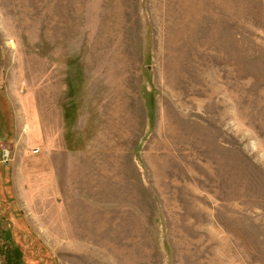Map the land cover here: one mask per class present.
I'll return each mask as SVG.
<instances>
[{"label":"rangeland","instance_id":"rangeland-1","mask_svg":"<svg viewBox=\"0 0 264 264\" xmlns=\"http://www.w3.org/2000/svg\"><path fill=\"white\" fill-rule=\"evenodd\" d=\"M59 143L73 226L30 183L67 173ZM15 250L264 264V0H0V264Z\"/></svg>","mask_w":264,"mask_h":264},{"label":"crops","instance_id":"crops-1","mask_svg":"<svg viewBox=\"0 0 264 264\" xmlns=\"http://www.w3.org/2000/svg\"><path fill=\"white\" fill-rule=\"evenodd\" d=\"M37 110H39V106H37ZM39 116H40V113L37 114L38 119H40ZM64 118H66V117H65L64 113H62V116L59 115L58 119H57L59 124H61V129H63ZM42 119H43V117H42ZM70 121L71 120L69 119L68 123ZM41 123H42V126L37 125V127L40 126V127H42V129H44L43 128L44 127V121L41 122ZM37 127H36V129L38 131L39 127L38 128ZM59 144L62 145L63 148L66 147L64 144H61V143H59ZM66 150L64 149V151H66L67 154L65 155V163H64V167H63V169L65 168L66 171H67L66 174H62L61 172L58 173L57 171H55V169H56L55 168L56 161L54 159L55 156L54 157L52 156V158H51V161H52L51 165H52L53 173L50 176H48V177L47 176H42L40 178L39 176H36V178H35V182L36 183L35 182H30L31 178L28 177L26 167L23 166V167H25V168H23L24 169L23 170L22 167L20 166L19 169H20V171L22 173V175H21L22 181H21V184H20V190H22V192H20V198L22 199L23 202L19 203V205H20L21 209H23L24 208L23 206H29V203L32 201V200H30L31 194L28 191V189H27V192H26V190H25L26 187L23 185V183H25L27 185V188H35V187L38 188L39 184L41 185V188H43L42 184L45 183V182H49V183H51V190H52V193H53V195L55 197V200H54L55 201V203H54L55 204V210L52 211V212H54V214H56L57 216H63L64 215L66 220L68 218V222L67 223L69 225L73 226V224H74L73 216H76V213H75V211L74 212L71 211L70 206H71L72 203L69 201V198L72 197V196H69V195H74L76 193L73 190H71L70 186H69L71 184L73 185V182H74V181L72 182V180H71V175H72L71 174V172H72L71 154H72V152H69L67 147H66ZM52 155H55V154H52ZM22 163L24 164L23 160H22ZM60 166H61V162H60ZM13 169H15V171H17L16 165H13V166L9 165V175H10L9 180L11 181V183H9V184H10L11 189L13 187H15V182H16V178L14 177V174H13ZM28 182L35 184V187L29 186ZM75 184H76V182H75ZM74 188H75V186H74ZM65 189H70V191H66ZM74 190L76 191V189H74ZM78 192L85 193V192H81V191H78ZM14 198H15V200L18 201L16 196ZM15 200L13 199V204H14ZM38 204L44 205L43 199H41V197H37V205ZM80 217H82V216H80ZM58 221H59V219H58Z\"/></svg>","mask_w":264,"mask_h":264},{"label":"trees","instance_id":"trees-1","mask_svg":"<svg viewBox=\"0 0 264 264\" xmlns=\"http://www.w3.org/2000/svg\"><path fill=\"white\" fill-rule=\"evenodd\" d=\"M11 254H13L12 257L6 256L7 261L10 260V259L11 260L14 259L12 264H21L20 263V254L16 250L13 253L11 252Z\"/></svg>","mask_w":264,"mask_h":264},{"label":"built area","instance_id":"built-area-1","mask_svg":"<svg viewBox=\"0 0 264 264\" xmlns=\"http://www.w3.org/2000/svg\"><path fill=\"white\" fill-rule=\"evenodd\" d=\"M8 160H9V152L3 149L2 150V161L6 163L8 162Z\"/></svg>","mask_w":264,"mask_h":264}]
</instances>
